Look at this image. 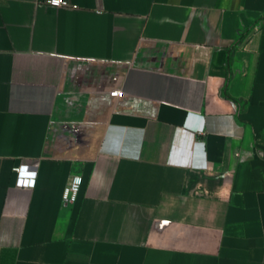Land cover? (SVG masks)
Wrapping results in <instances>:
<instances>
[{"label": "crops", "instance_id": "crops-1", "mask_svg": "<svg viewBox=\"0 0 264 264\" xmlns=\"http://www.w3.org/2000/svg\"><path fill=\"white\" fill-rule=\"evenodd\" d=\"M67 1L0 0V264H264V0Z\"/></svg>", "mask_w": 264, "mask_h": 264}, {"label": "built area", "instance_id": "built-area-1", "mask_svg": "<svg viewBox=\"0 0 264 264\" xmlns=\"http://www.w3.org/2000/svg\"><path fill=\"white\" fill-rule=\"evenodd\" d=\"M45 2L54 7L68 6L67 0H45ZM122 91L115 90L111 93L113 97H119ZM84 179L80 173H74L71 175L70 180L63 191V200L67 203H73L77 200L81 188L83 186ZM19 187H34L35 179L30 178H19L17 181Z\"/></svg>", "mask_w": 264, "mask_h": 264}]
</instances>
